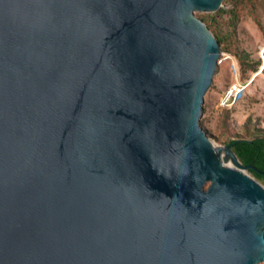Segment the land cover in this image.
<instances>
[{
  "label": "water",
  "instance_id": "1",
  "mask_svg": "<svg viewBox=\"0 0 264 264\" xmlns=\"http://www.w3.org/2000/svg\"><path fill=\"white\" fill-rule=\"evenodd\" d=\"M221 2L0 0V264L264 260V186L199 124Z\"/></svg>",
  "mask_w": 264,
  "mask_h": 264
},
{
  "label": "rangeland",
  "instance_id": "2",
  "mask_svg": "<svg viewBox=\"0 0 264 264\" xmlns=\"http://www.w3.org/2000/svg\"><path fill=\"white\" fill-rule=\"evenodd\" d=\"M233 4L232 0H222L213 12L195 13L213 17L211 33L225 34L232 29L229 9ZM237 11L240 15L234 36L227 42L231 50L220 49L199 117L202 129L219 146L237 137L264 135V0H246L237 5ZM241 53L247 57L242 66ZM257 60V69L251 70L249 64ZM236 82L245 85L243 91L231 105H220L224 92ZM257 264H264V260Z\"/></svg>",
  "mask_w": 264,
  "mask_h": 264
},
{
  "label": "trees",
  "instance_id": "3",
  "mask_svg": "<svg viewBox=\"0 0 264 264\" xmlns=\"http://www.w3.org/2000/svg\"><path fill=\"white\" fill-rule=\"evenodd\" d=\"M246 0H232L233 7L229 9L231 12V26L232 29L228 33L219 34L216 31H212L213 36L215 37L219 48L224 51H230L229 43L230 39L234 36L235 27L239 20V12L237 11V5ZM196 16L206 25V27L210 30L213 17L205 16L203 14H197ZM212 20V21H210ZM237 53V52H236ZM245 53L239 55V62L242 65L246 64ZM259 60L254 63L249 64V68L251 70H256L259 65ZM227 144L230 145L233 152L238 157L239 161L248 165L251 164L255 169L247 168V173L254 177L257 181L264 183V135L254 136L252 138L245 137H237L228 140Z\"/></svg>",
  "mask_w": 264,
  "mask_h": 264
},
{
  "label": "built area",
  "instance_id": "4",
  "mask_svg": "<svg viewBox=\"0 0 264 264\" xmlns=\"http://www.w3.org/2000/svg\"><path fill=\"white\" fill-rule=\"evenodd\" d=\"M245 85L240 82H236L228 87L221 97L220 105L228 106L231 105L243 91Z\"/></svg>",
  "mask_w": 264,
  "mask_h": 264
},
{
  "label": "bare ground",
  "instance_id": "5",
  "mask_svg": "<svg viewBox=\"0 0 264 264\" xmlns=\"http://www.w3.org/2000/svg\"><path fill=\"white\" fill-rule=\"evenodd\" d=\"M217 146V145H215ZM219 158L225 162L226 164H228L229 166L233 167L236 170L239 171H243V169L241 167H239V165L235 162V160H233V158L231 157V155L223 150H219Z\"/></svg>",
  "mask_w": 264,
  "mask_h": 264
}]
</instances>
